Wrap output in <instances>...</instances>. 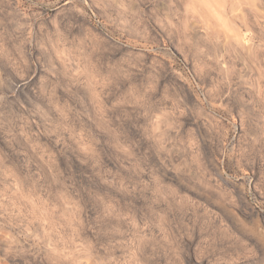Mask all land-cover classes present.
<instances>
[{"label":"rangeland","instance_id":"rangeland-1","mask_svg":"<svg viewBox=\"0 0 264 264\" xmlns=\"http://www.w3.org/2000/svg\"><path fill=\"white\" fill-rule=\"evenodd\" d=\"M0 264H264V0H0Z\"/></svg>","mask_w":264,"mask_h":264}]
</instances>
